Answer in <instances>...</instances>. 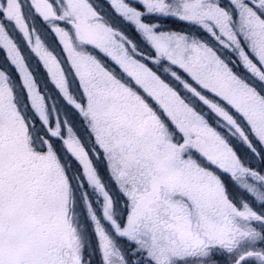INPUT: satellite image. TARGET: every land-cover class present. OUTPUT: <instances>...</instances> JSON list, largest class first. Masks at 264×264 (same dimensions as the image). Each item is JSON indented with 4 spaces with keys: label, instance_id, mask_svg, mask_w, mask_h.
Listing matches in <instances>:
<instances>
[{
    "label": "snow or ice",
    "instance_id": "1",
    "mask_svg": "<svg viewBox=\"0 0 264 264\" xmlns=\"http://www.w3.org/2000/svg\"><path fill=\"white\" fill-rule=\"evenodd\" d=\"M88 225L264 264V0H0V264H90Z\"/></svg>",
    "mask_w": 264,
    "mask_h": 264
},
{
    "label": "rangeland",
    "instance_id": "2",
    "mask_svg": "<svg viewBox=\"0 0 264 264\" xmlns=\"http://www.w3.org/2000/svg\"><path fill=\"white\" fill-rule=\"evenodd\" d=\"M49 87H51V85H49ZM80 221L85 222V224L87 225L86 216L84 217L83 210H81ZM83 237L85 243V255L86 257L92 258L90 264H99L98 251L95 249L94 233L91 232L90 225L85 227ZM187 264H212V261L204 255H196L193 260L189 259L187 261Z\"/></svg>",
    "mask_w": 264,
    "mask_h": 264
},
{
    "label": "trees",
    "instance_id": "3",
    "mask_svg": "<svg viewBox=\"0 0 264 264\" xmlns=\"http://www.w3.org/2000/svg\"><path fill=\"white\" fill-rule=\"evenodd\" d=\"M194 257H195V256H194ZM194 257H192V258H191V260H193V259H194Z\"/></svg>",
    "mask_w": 264,
    "mask_h": 264
}]
</instances>
